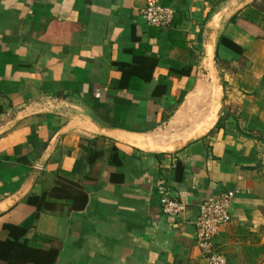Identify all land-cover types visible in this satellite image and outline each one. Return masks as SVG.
Listing matches in <instances>:
<instances>
[{
    "label": "crops",
    "instance_id": "crops-1",
    "mask_svg": "<svg viewBox=\"0 0 264 264\" xmlns=\"http://www.w3.org/2000/svg\"><path fill=\"white\" fill-rule=\"evenodd\" d=\"M227 191L218 250L264 264V0H0V264H207Z\"/></svg>",
    "mask_w": 264,
    "mask_h": 264
},
{
    "label": "built area",
    "instance_id": "built-area-1",
    "mask_svg": "<svg viewBox=\"0 0 264 264\" xmlns=\"http://www.w3.org/2000/svg\"><path fill=\"white\" fill-rule=\"evenodd\" d=\"M146 21L153 26L167 28L172 25L176 10L172 6L148 5L142 10ZM236 191H227L206 198L199 207L195 219L196 243L202 250L207 264H227L226 256L216 246V237L222 226L231 220V204ZM160 202L163 213L169 217H177L186 211V204L170 197L169 193L160 187Z\"/></svg>",
    "mask_w": 264,
    "mask_h": 264
},
{
    "label": "bare ground",
    "instance_id": "bare-ground-1",
    "mask_svg": "<svg viewBox=\"0 0 264 264\" xmlns=\"http://www.w3.org/2000/svg\"><path fill=\"white\" fill-rule=\"evenodd\" d=\"M218 92H220V91H214V94H215V96L214 97H218ZM219 98V97H218ZM216 101V100H215ZM215 106V105H214ZM218 107V106H217ZM214 113H212V115L211 116H209V118H208V123H207V126L208 125H210V124H212V122L214 121V119L216 118V114H215V111H213ZM217 119V118H216ZM206 128V127H205Z\"/></svg>",
    "mask_w": 264,
    "mask_h": 264
},
{
    "label": "trees",
    "instance_id": "trees-1",
    "mask_svg": "<svg viewBox=\"0 0 264 264\" xmlns=\"http://www.w3.org/2000/svg\"><path fill=\"white\" fill-rule=\"evenodd\" d=\"M233 20L235 21V20H236V18H234ZM59 190H61V188L57 187V188H56V193H58V194H59V192H60ZM70 197H71V196H70ZM79 198H80V195H79L78 199L76 200V203H74V206H75V205H77V202H79V201H80V199H79ZM86 202H87V197L84 195V199H83V203H82V206H81V207H84V206H85V204H86Z\"/></svg>",
    "mask_w": 264,
    "mask_h": 264
}]
</instances>
